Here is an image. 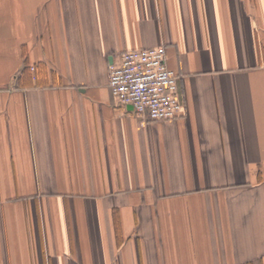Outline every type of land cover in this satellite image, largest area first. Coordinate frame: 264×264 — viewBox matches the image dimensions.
<instances>
[{
  "label": "crops",
  "instance_id": "crops-1",
  "mask_svg": "<svg viewBox=\"0 0 264 264\" xmlns=\"http://www.w3.org/2000/svg\"><path fill=\"white\" fill-rule=\"evenodd\" d=\"M162 45L141 122L108 66ZM0 264H264V0H0Z\"/></svg>",
  "mask_w": 264,
  "mask_h": 264
},
{
  "label": "built area",
  "instance_id": "built-area-1",
  "mask_svg": "<svg viewBox=\"0 0 264 264\" xmlns=\"http://www.w3.org/2000/svg\"><path fill=\"white\" fill-rule=\"evenodd\" d=\"M178 74L166 60L165 46L122 52L108 66L107 86L141 122L171 121L180 117L183 102Z\"/></svg>",
  "mask_w": 264,
  "mask_h": 264
}]
</instances>
